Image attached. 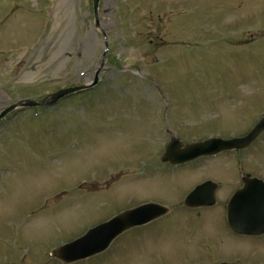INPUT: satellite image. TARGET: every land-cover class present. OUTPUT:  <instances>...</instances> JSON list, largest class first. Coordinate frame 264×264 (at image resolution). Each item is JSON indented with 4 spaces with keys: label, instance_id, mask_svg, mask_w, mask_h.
<instances>
[{
    "label": "rangeland",
    "instance_id": "rangeland-1",
    "mask_svg": "<svg viewBox=\"0 0 264 264\" xmlns=\"http://www.w3.org/2000/svg\"><path fill=\"white\" fill-rule=\"evenodd\" d=\"M98 22L94 93L0 129V264H61L53 248L149 202L170 211L76 264H264L223 209L241 174L264 181V133L244 151L159 161L171 137L227 139L264 115V0H100ZM103 51L91 0H0V111L89 83ZM207 179L216 205L187 210Z\"/></svg>",
    "mask_w": 264,
    "mask_h": 264
},
{
    "label": "water",
    "instance_id": "water-1",
    "mask_svg": "<svg viewBox=\"0 0 264 264\" xmlns=\"http://www.w3.org/2000/svg\"><path fill=\"white\" fill-rule=\"evenodd\" d=\"M98 0H93L94 14L96 17L97 13ZM96 84V81L94 85ZM88 86L86 88H90ZM79 89H70L58 93L57 95L51 96L42 103H20V106H40V105H51L56 102L59 98L63 97L66 94L72 93ZM264 131V119L256 126V128L245 138L234 140L231 142H224L220 140L205 142L202 144H195L185 148H181L178 141H172L168 150L166 151L163 162H170L172 164H181L191 161L195 158L205 155H211L218 153L223 150L230 149H243L252 143L258 135ZM248 179H244V189L240 192H237L231 199L228 205L229 216L233 218L235 212V202L238 200V197L246 199L240 201L242 209L239 210L242 213L245 212H259L264 214V186L261 182H252ZM250 185V186H249ZM252 187L251 190L249 188ZM216 186L211 183L204 184L196 188L185 200V205L190 208H196L200 206H212L215 202L214 200V191ZM262 189L261 193L258 191ZM250 198V200H248ZM166 213V210L162 207L156 205H146L134 209L132 211L125 212L108 223L101 225L91 232L88 235L84 236L80 240L63 246L59 250L55 251L53 254L55 257L63 260L66 263L74 262L97 253L104 251L111 241L120 235L125 230L130 228L144 225ZM260 221H264L262 214L258 217Z\"/></svg>",
    "mask_w": 264,
    "mask_h": 264
}]
</instances>
